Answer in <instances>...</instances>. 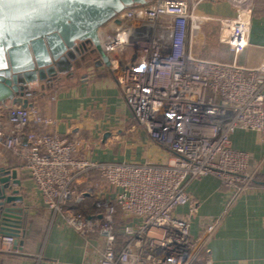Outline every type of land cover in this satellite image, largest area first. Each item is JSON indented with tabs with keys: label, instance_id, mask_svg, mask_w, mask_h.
I'll list each match as a JSON object with an SVG mask.
<instances>
[{
	"label": "built area",
	"instance_id": "1",
	"mask_svg": "<svg viewBox=\"0 0 264 264\" xmlns=\"http://www.w3.org/2000/svg\"><path fill=\"white\" fill-rule=\"evenodd\" d=\"M205 4L156 0L125 10L99 32L106 72L155 160L99 159L94 150L82 151V141L61 136L34 96L28 111L0 107V152L24 162L45 204L82 239L84 260L92 264H198L214 227L202 238L193 234L198 207L191 184L215 178L236 195L253 186L245 176L249 156L233 139L249 132L264 143V47L251 43L255 0L211 3L221 13L203 12ZM135 127L129 132L143 146ZM21 236L0 232V260L24 253V245L16 246ZM33 264L58 261L40 251Z\"/></svg>",
	"mask_w": 264,
	"mask_h": 264
},
{
	"label": "crops",
	"instance_id": "2",
	"mask_svg": "<svg viewBox=\"0 0 264 264\" xmlns=\"http://www.w3.org/2000/svg\"><path fill=\"white\" fill-rule=\"evenodd\" d=\"M254 9L251 43L264 47V0H256ZM49 105L48 117L55 120L59 134L68 140L82 141V151L94 150L99 159L143 162L149 157L155 160L154 152L150 153L155 156L147 153H139L141 158L137 156L136 151L141 148L137 144V135L129 132L133 127L130 125L131 111L105 69L69 85ZM108 133L110 136L104 140ZM115 143H123L125 150L120 154L114 152L111 148ZM233 143L236 149L248 154L249 171L258 182L239 195L221 188L214 178L191 184L188 191L198 207L197 215L191 220L193 234L202 238L209 227H214L212 234L203 238L205 253L198 264H264V143L249 132H239ZM15 166L7 152H0V167L13 170ZM16 170L22 183L18 189L24 197L23 203H17V207L23 209L24 229L27 231L24 253L3 257L5 259L0 264H33L35 254L40 251L58 264H92L84 260V253H81L82 239L71 228L64 232L63 223L45 204L41 191L26 175L25 168ZM186 211L184 209L182 213ZM32 215L43 222L51 216V232L45 237L43 247L38 243L35 248L34 245L30 247L28 242L31 238L43 239L41 231L35 229L32 233L27 225ZM62 237L68 244L75 243L74 254H65L59 249L58 238Z\"/></svg>",
	"mask_w": 264,
	"mask_h": 264
},
{
	"label": "water",
	"instance_id": "3",
	"mask_svg": "<svg viewBox=\"0 0 264 264\" xmlns=\"http://www.w3.org/2000/svg\"><path fill=\"white\" fill-rule=\"evenodd\" d=\"M154 1L0 0V106L11 104L30 110L33 103L27 98L46 89L50 92L53 87L46 84L65 72L62 65L70 62V53L78 47L92 48L90 55L99 53L97 58L93 56L95 63L92 70L87 69V76L107 67L109 59L101 50L100 30L125 10ZM206 1L209 4L202 6L203 12L223 11L221 6L211 4H222L223 0ZM77 83L78 79L72 82ZM109 136L106 134L104 140ZM21 145L28 146L26 135ZM20 187L18 171L0 167V232L17 237L21 233L16 246L22 249L27 231L22 226L23 209L17 207L24 202Z\"/></svg>",
	"mask_w": 264,
	"mask_h": 264
},
{
	"label": "rangeland",
	"instance_id": "4",
	"mask_svg": "<svg viewBox=\"0 0 264 264\" xmlns=\"http://www.w3.org/2000/svg\"><path fill=\"white\" fill-rule=\"evenodd\" d=\"M255 2H256V0H255ZM86 77H89V76H86ZM81 80V79H80ZM79 80V81H80ZM133 125V124H132ZM136 127H135V129L136 130H138L139 132H138V135H140V138H142L143 139V146L142 145H140V148H141V150L140 151H136V152H138V157L139 158H141L140 157V155H139V153H141V155L143 154V153H147L148 155H152L150 152H155L154 150H150V149H148L147 148V138L145 137V135H144V133L142 132V130L140 129L139 130V126H138V123H137V125H135ZM132 132V131H131ZM133 133V132H132ZM135 134L137 135V133L135 132ZM150 145V144H149ZM112 150H114V152H116L117 154H120V152H122L123 150H125V147L123 146V143H120V144H114L113 146H112V148H111ZM241 151H243V150H241ZM6 152V151H5ZM152 156H155V155H152ZM250 172V171H249ZM245 176H248V178H252L253 179V181H252V187H254L257 183L256 182H258L257 181V178H255V175H253L251 172H250V174L248 175L247 173L245 174ZM215 179V178H214ZM216 180V182L219 184V185H221V188H223V186H222V184H221V181H218L217 179H215ZM254 181H256V182H254ZM251 188V187H250ZM51 216H48L47 217V221L46 222H43L44 220H38L36 217H34V215H32L29 219H28V221H27V225H29V228H30V230H31V232L33 233V230H35V229H38L39 231H41L42 233H43V239L41 238V240H40V238L38 239V238H36L35 240L33 239V238H31L28 242H29V244H30V247H33L32 245H34V248H35V246H36V244L38 243L39 245H41L42 246V244L44 243V241H45V237L49 234V232H51L50 230L51 229H49L50 227H49V222H51V218H50ZM57 218V220L58 221H61L62 223H63V228H64V232H68V227H67V221H66V219L65 218H63V217H60V216H56ZM44 218H45V216H44ZM37 219V220H36ZM46 219V218H45ZM30 224H32V225H30ZM37 230V231H38ZM63 238V237H62ZM58 243L60 244V250L61 251H63V252H65V254L67 253H71V254H74L75 253V251L74 250H76L77 248L74 246V244L75 243H73V244H68V241H66V239H59L58 238ZM43 247V246H42ZM40 249V248H39ZM80 250H81V253H84L85 252V249H84V247L83 246H81L80 247ZM58 252H60L59 250H58ZM5 257H10V256H5ZM3 259H5V258H2L1 260H0V263H1V261L3 260ZM9 260H11V259H9Z\"/></svg>",
	"mask_w": 264,
	"mask_h": 264
},
{
	"label": "flooded vegetation",
	"instance_id": "5",
	"mask_svg": "<svg viewBox=\"0 0 264 264\" xmlns=\"http://www.w3.org/2000/svg\"><path fill=\"white\" fill-rule=\"evenodd\" d=\"M91 49L92 48H89L88 46L86 47V49H84L82 46V47H78L77 49L73 50L69 56L70 62L66 63L65 65H62V67H64L65 69V72L58 74L56 76V80L54 79L52 84L51 83L50 85L46 84L47 87H50V88L53 87V89L50 92H48L46 89L44 93L39 91L34 96L35 99L39 100V99L45 98L47 95L53 94L57 89H59V87L71 85L75 79H78V82H79L80 79L87 78V77H84V78H81V77L86 75L87 69L92 70L93 64L95 63L93 62V59H94L93 56H96L97 58V56L99 55V53L97 55L96 54L90 55ZM80 59H83L85 62L79 61ZM75 63L76 65L73 66V64ZM104 69L106 71V68H103L102 70ZM42 94H45V96L38 98Z\"/></svg>",
	"mask_w": 264,
	"mask_h": 264
},
{
	"label": "trees",
	"instance_id": "6",
	"mask_svg": "<svg viewBox=\"0 0 264 264\" xmlns=\"http://www.w3.org/2000/svg\"><path fill=\"white\" fill-rule=\"evenodd\" d=\"M66 87H68V86L66 85ZM52 95L53 94H50V95H47L45 98L37 100V105L39 106V108H40V110L44 116H48V112L50 111L51 107L49 104L51 101H53ZM130 125L131 126L137 125V121L134 118L131 119ZM28 129H29V131L39 132V129L34 125H30ZM6 152L10 156V158L16 163V166H15L16 169H18L19 167H24L23 161H21L18 157H16L12 152H10V151H6ZM26 175H28V177L31 178L30 174L26 173Z\"/></svg>",
	"mask_w": 264,
	"mask_h": 264
}]
</instances>
